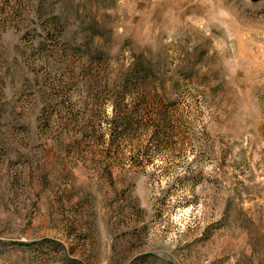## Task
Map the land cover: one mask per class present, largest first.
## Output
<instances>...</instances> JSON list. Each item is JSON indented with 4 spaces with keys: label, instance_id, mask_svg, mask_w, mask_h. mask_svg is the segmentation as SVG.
Segmentation results:
<instances>
[{
    "label": "rangeland",
    "instance_id": "rangeland-1",
    "mask_svg": "<svg viewBox=\"0 0 264 264\" xmlns=\"http://www.w3.org/2000/svg\"><path fill=\"white\" fill-rule=\"evenodd\" d=\"M0 264H264V0H0Z\"/></svg>",
    "mask_w": 264,
    "mask_h": 264
}]
</instances>
